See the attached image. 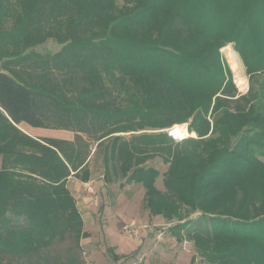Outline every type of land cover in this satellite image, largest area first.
<instances>
[{"label": "trees", "instance_id": "16d2710c", "mask_svg": "<svg viewBox=\"0 0 264 264\" xmlns=\"http://www.w3.org/2000/svg\"><path fill=\"white\" fill-rule=\"evenodd\" d=\"M122 1L0 0V51L15 50L0 52V264L67 232L89 236L67 187L86 165L82 133L106 142L125 183L147 190L158 171L144 162L161 153L165 185L201 212L186 237L203 261L264 264V0ZM47 37L60 49L24 52ZM228 42L249 77L243 94L219 52ZM102 72L131 82L125 107ZM185 121L196 138L173 146L158 131ZM20 124L74 138L35 137ZM148 196L158 211L160 197ZM188 225L174 226L177 240Z\"/></svg>", "mask_w": 264, "mask_h": 264}, {"label": "rangeland", "instance_id": "374dc122", "mask_svg": "<svg viewBox=\"0 0 264 264\" xmlns=\"http://www.w3.org/2000/svg\"><path fill=\"white\" fill-rule=\"evenodd\" d=\"M116 5L118 8L122 7L123 1L116 0ZM7 24L4 30L10 29ZM60 47L61 44L57 43L54 38L47 37L43 42L26 48L24 52L32 49L39 53H53ZM224 47H229L237 54L242 68L241 76L234 73ZM14 51L8 46L4 47V52L11 54ZM219 52L231 71L238 92L246 93L250 85L249 77L233 43L224 44ZM102 78L115 97L118 106L125 107L132 90L131 82L120 78L117 72H102ZM188 121L173 123L158 131L163 130L171 135L169 132L175 125L185 126L189 135L182 137L171 135L174 146L182 138L197 137L195 132L189 131ZM19 126L22 129L25 128L24 124ZM141 131H154V129L139 128L137 132ZM37 133L39 134H32V136L63 138L71 141L74 138V132L65 129L40 128ZM126 133L128 137L130 132ZM82 136L88 144L84 157L86 165L78 171L77 177L72 174L68 177L67 187L76 205L78 204L83 229L88 232L89 236L76 240L73 232H67L54 239L48 247L32 251V254L29 253L30 255L26 257L1 256L3 262L11 261L14 264H132L139 256H142L140 264H190V258L194 256V264H212L203 261L193 240L187 238L189 234L186 235V232L192 233L195 229L193 222L196 220V224L198 223L197 219L200 218L201 212L194 209L187 202V198L183 199L180 194L178 195L165 185L164 178L170 163L163 161L161 153L154 154L144 162L145 168L150 166L158 171L151 188L147 190L142 183H125L119 165L108 157L105 141V144L104 142L97 144L86 134L82 133ZM178 145L180 149L188 146ZM84 169H87L89 173L86 180L80 177ZM86 182L93 186V193L86 191L84 185ZM148 194L155 199L160 197L158 211H151L149 203V206L147 205L150 198ZM189 220L191 225L181 231V235L184 234L183 240H177V235L173 232L174 226L179 222ZM202 224L203 222L200 221V225ZM107 248L121 255V258L114 261Z\"/></svg>", "mask_w": 264, "mask_h": 264}, {"label": "bare ground", "instance_id": "6f19581e", "mask_svg": "<svg viewBox=\"0 0 264 264\" xmlns=\"http://www.w3.org/2000/svg\"><path fill=\"white\" fill-rule=\"evenodd\" d=\"M227 52V58L231 64V67L234 71V73L237 76H241L242 75V68L239 62V59L237 57V54L232 51L229 47H224ZM170 134H172L174 137L175 136H187L189 135V133L187 132L185 126L183 125H175L174 127H172V129L170 130Z\"/></svg>", "mask_w": 264, "mask_h": 264}, {"label": "built area", "instance_id": "2783aa9c", "mask_svg": "<svg viewBox=\"0 0 264 264\" xmlns=\"http://www.w3.org/2000/svg\"><path fill=\"white\" fill-rule=\"evenodd\" d=\"M169 133H170V132H169ZM171 135H172V134H171ZM172 136H173V135H172ZM84 185H85V187H86V188H85L86 191H88V192H90V193H93V192H94V188H93L92 185L89 184V182L84 183ZM141 260H142V256H139L135 261L132 262V264H140Z\"/></svg>", "mask_w": 264, "mask_h": 264}, {"label": "crops", "instance_id": "0c3cea01", "mask_svg": "<svg viewBox=\"0 0 264 264\" xmlns=\"http://www.w3.org/2000/svg\"><path fill=\"white\" fill-rule=\"evenodd\" d=\"M25 125V128H21L20 126V129H22L24 132H26V133H28V134H30V135H32V134H34V135H37V134H39V133H37L38 132V130H40V128H34V127H30V126H28V125H26V124H24ZM77 206H78V204H77Z\"/></svg>", "mask_w": 264, "mask_h": 264}]
</instances>
